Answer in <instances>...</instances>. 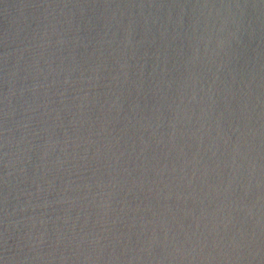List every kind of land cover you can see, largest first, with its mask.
<instances>
[{"label": "water", "instance_id": "obj_1", "mask_svg": "<svg viewBox=\"0 0 264 264\" xmlns=\"http://www.w3.org/2000/svg\"><path fill=\"white\" fill-rule=\"evenodd\" d=\"M0 264H264V0H0Z\"/></svg>", "mask_w": 264, "mask_h": 264}]
</instances>
